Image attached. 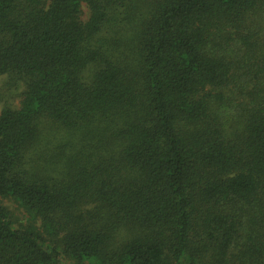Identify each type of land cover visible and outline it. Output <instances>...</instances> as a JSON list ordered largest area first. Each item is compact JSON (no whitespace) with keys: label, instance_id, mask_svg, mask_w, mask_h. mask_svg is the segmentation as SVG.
<instances>
[{"label":"trees","instance_id":"16d2710c","mask_svg":"<svg viewBox=\"0 0 264 264\" xmlns=\"http://www.w3.org/2000/svg\"><path fill=\"white\" fill-rule=\"evenodd\" d=\"M1 76L0 264H264V0H0Z\"/></svg>","mask_w":264,"mask_h":264},{"label":"rangeland","instance_id":"374dc122","mask_svg":"<svg viewBox=\"0 0 264 264\" xmlns=\"http://www.w3.org/2000/svg\"><path fill=\"white\" fill-rule=\"evenodd\" d=\"M88 17V10L85 5H82V20H86ZM22 86L13 85L9 82L6 76L0 77V111L4 107L16 108L21 100ZM4 206L8 209L12 219L16 222L24 221L23 211L12 201L4 200Z\"/></svg>","mask_w":264,"mask_h":264}]
</instances>
